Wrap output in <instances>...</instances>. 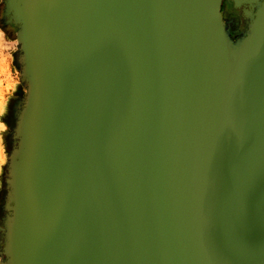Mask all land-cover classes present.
Returning <instances> with one entry per match:
<instances>
[{
    "label": "water",
    "instance_id": "obj_1",
    "mask_svg": "<svg viewBox=\"0 0 264 264\" xmlns=\"http://www.w3.org/2000/svg\"><path fill=\"white\" fill-rule=\"evenodd\" d=\"M222 1L4 0L0 264H264V0Z\"/></svg>",
    "mask_w": 264,
    "mask_h": 264
},
{
    "label": "rangeland",
    "instance_id": "obj_2",
    "mask_svg": "<svg viewBox=\"0 0 264 264\" xmlns=\"http://www.w3.org/2000/svg\"><path fill=\"white\" fill-rule=\"evenodd\" d=\"M17 43L15 38L7 37L0 30V184L3 186L6 156L10 147V139L4 138L7 126L4 124V114L8 103L15 97H22L24 86L19 80V69L16 63Z\"/></svg>",
    "mask_w": 264,
    "mask_h": 264
},
{
    "label": "flooded vegetation",
    "instance_id": "obj_3",
    "mask_svg": "<svg viewBox=\"0 0 264 264\" xmlns=\"http://www.w3.org/2000/svg\"><path fill=\"white\" fill-rule=\"evenodd\" d=\"M5 4L4 0H0V30L10 38L14 37L15 34V28H13L9 23L6 22L4 18V10ZM247 8L251 11H254V8L248 7ZM221 13L223 20L225 21L226 26L229 29L231 38L236 39L239 36H241L245 29L246 24L249 20V15H247L243 8H235L234 4L231 0H223L221 4ZM19 96H15L7 105V109L4 114V124L7 126L6 130L4 131V138L8 141V138L11 141V132L12 127L15 122V106L19 100ZM11 144V143H10ZM4 188L2 186V183L0 184V205L3 202L2 198L4 195ZM4 211L0 207V227L2 226V217H3ZM0 251H1V243H0ZM1 258V256H0Z\"/></svg>",
    "mask_w": 264,
    "mask_h": 264
},
{
    "label": "crops",
    "instance_id": "obj_4",
    "mask_svg": "<svg viewBox=\"0 0 264 264\" xmlns=\"http://www.w3.org/2000/svg\"><path fill=\"white\" fill-rule=\"evenodd\" d=\"M239 8H243V7H239ZM247 8V7H246ZM249 11H251V10H249ZM252 12V11H251ZM233 39V38H232ZM10 143H11V141H10ZM11 145V144H10Z\"/></svg>",
    "mask_w": 264,
    "mask_h": 264
}]
</instances>
